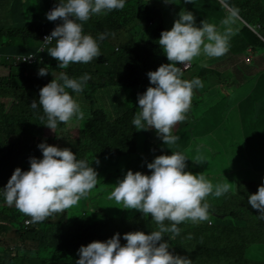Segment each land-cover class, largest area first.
I'll return each instance as SVG.
<instances>
[{
	"label": "trees",
	"instance_id": "16d2710c",
	"mask_svg": "<svg viewBox=\"0 0 264 264\" xmlns=\"http://www.w3.org/2000/svg\"><path fill=\"white\" fill-rule=\"evenodd\" d=\"M49 1L0 0V54L34 53L37 50L32 48V44L37 42L38 47V39L42 33L52 30L61 23L59 18L53 23L46 19L45 10L49 6ZM185 1L186 5L182 0L174 1V4L181 9L191 11L198 27L201 20L208 23L211 21L216 28L225 26L226 20L230 21L229 13L224 11L225 6L219 0ZM129 3H133L131 11L134 10V3L137 4L138 13L134 17L131 14L124 23L115 21V12L93 14L87 21L81 22L84 33L91 36L96 34L94 38L99 37L101 32L107 36L102 38L101 44L124 29L125 36L117 42L119 47L117 51L110 47L104 55H99L97 60L94 58L88 63H70L65 69L57 67L56 59L46 52L41 56L42 62L31 66L34 69L44 67L48 73L52 70L59 73L63 71L73 78L84 73L89 74L90 79L82 92L77 94L68 90L85 113L84 119L78 121L84 126L102 125L105 129L116 127V131L122 137L119 147L113 144L106 147L109 157L100 158L103 164L96 167L95 161L88 156L94 154V148L90 147L92 141L88 142L87 135L90 130L80 131V137L78 132L76 133L78 139L74 149L78 154L76 157L88 160L90 166L99 170L97 179L100 185L103 183L111 185L115 182L116 177L119 176L116 172L119 162H123L125 173L131 168L142 165L150 155H155L154 148L158 150L146 130H136L131 121L139 111V109L134 111L138 107L137 95L150 86L146 73L156 70L162 63H168L158 44L161 31L168 30L164 12L168 3L164 0H126L125 6ZM227 4L230 5L228 2ZM255 6L260 7V3L257 2ZM117 12L124 17L125 7ZM261 12L254 13L247 21L246 17L243 19L252 26L259 24L260 29L257 32L260 34L264 28ZM178 13L179 11L175 14L176 18ZM173 15L174 13H171L169 19H172ZM235 25L226 26L229 42L237 38L241 42V47L235 52L228 47L222 60L232 61L237 57L246 56L247 48H252L255 55L264 53V42L256 34L243 24ZM262 37L264 39V36ZM97 42L99 45V41ZM204 56L206 55L201 54L191 61L192 68L189 72H185H188L186 78L185 73L182 74V78L188 80L199 77L203 83V91L195 96L194 104L188 111L189 120L180 127L177 143L170 147L174 150L184 147L186 144L183 143L190 131L205 126L203 136L213 135L219 140V154H208L204 158L205 161L198 163L199 165L192 161L194 155L187 156L192 172L202 173L207 178L229 174L232 182L236 179V193L228 192L223 194L222 200L210 203L208 220L182 227L185 232L194 234L198 239L194 248L185 246L181 230L179 234L167 233L164 239H167L170 251L188 257L192 264H264V218L257 209L247 204L246 197V194L257 190L258 185L261 184V177L264 176V105H262L264 74L261 77L263 81L256 74L248 76L250 78L245 82L235 83L237 81L235 72L244 73L240 64L234 62L233 67L230 68L232 76L229 77L214 68H207L209 62L203 61ZM106 58L113 69L107 68ZM17 67H20L18 69L23 74L28 66ZM13 68L10 67L11 70ZM213 80L216 85L212 84ZM246 86L251 88L246 97L245 95L233 97L235 93L226 95L228 87L240 90ZM18 87L20 88V84ZM196 89L194 88L193 92ZM216 91L223 98L213 104ZM208 104L212 106L206 110L200 106ZM237 104L240 109L241 105L247 109L246 118L243 121L241 116L240 125L236 119V123H233L235 111L238 109ZM21 115L16 116V121H23L25 125L29 122L36 132H41L37 127H44L41 122H45V116ZM207 117L211 120L209 124H205ZM0 118L5 120L4 124H9L12 123L14 116L3 112ZM64 124L65 122H59L53 136L48 137L44 142L51 145H55V141L61 142L56 136V130H65ZM0 126L5 128L1 130L9 131L7 129L15 127L16 122L10 126L4 127L3 124ZM28 129H22L20 134H32L30 127ZM106 133L109 136L108 130ZM243 135L247 138L245 140L247 149L252 146L257 154L251 156L245 154L241 144ZM226 136L229 138L226 139ZM234 136L241 141L237 142V137ZM148 142L153 144L150 148ZM182 151L185 152V149L182 148ZM33 156L29 154L26 159L24 153L16 152L12 147L10 136L0 141V188L6 184L16 167H20L22 171L27 170L29 157ZM35 157L40 158L41 154ZM204 162H206L205 171L201 169ZM209 164L215 165L214 170L225 164L226 169L222 174H218L209 167ZM91 191L87 194H90L89 196L80 198L83 200L77 207L72 205L61 212H54L42 221L33 222L31 217L26 216L25 219L29 221L28 226H24V221H19L20 218L15 214L17 208L8 205L3 196H0V242L5 243L6 246L1 247L8 252V254L0 253V264H75V260L78 259L77 249L81 245L93 240L104 241L114 233L121 234L120 242L124 244L126 241L122 237L123 233L135 231L137 228H141L139 230L146 234L150 231L152 227L150 221H153L150 215L136 211L130 218L116 217L106 209L108 204H114L110 203L109 197L96 202ZM97 195L100 194L97 192ZM209 220H211L210 226L207 225ZM9 231H11L9 237L15 241L13 248L2 240ZM221 260L223 262H220Z\"/></svg>",
	"mask_w": 264,
	"mask_h": 264
},
{
	"label": "clouds",
	"instance_id": "9594fccd",
	"mask_svg": "<svg viewBox=\"0 0 264 264\" xmlns=\"http://www.w3.org/2000/svg\"><path fill=\"white\" fill-rule=\"evenodd\" d=\"M164 2L174 3L173 0ZM125 4L126 0H58L55 6L49 5L45 10L46 19L53 23L59 18L61 23L42 33L51 32L43 38L44 44L50 45L44 53L55 58L60 69L67 68L70 63L92 61L100 55L103 33L94 38L84 33L81 22L87 21L93 14L115 12L114 16L118 15L117 11L123 9ZM50 7L52 9L46 13ZM235 12L238 15L240 10ZM137 13L138 10H135L132 16ZM250 30L259 37L255 28ZM120 31L125 32L124 29L118 32ZM124 36L125 34L117 33L108 40L109 48L117 51V42ZM259 38L264 42L262 37ZM158 44L168 63H162L156 70L146 73L150 86L137 95L138 107L134 111H139L135 113L131 123L136 130L147 132L149 128L155 129L158 141L161 139V143L174 146L179 140L177 135L180 127L187 122L185 119L192 106L193 89L203 87L199 77L183 79L181 71L187 70L188 63L191 65V61L201 54L208 57L225 54L229 47V36L219 32L212 22L201 20L198 27L192 12L181 9L171 28L161 31ZM24 54L30 53L21 55ZM248 55L249 53L245 59L250 62ZM0 65L17 67L6 63ZM47 73V69L41 67L37 74L43 76ZM89 79L88 73L73 78L61 71L56 78L39 88L38 99L32 100L29 105L33 109L39 105L46 116L43 125L48 128L39 126L41 132H36L30 126L32 135L38 134L37 142L31 145L37 146L41 157L37 158V154L29 152L34 156L29 157L28 169L22 171L20 167H16L6 184L0 188V196H3L8 205H14L20 212L31 217L33 222L42 221L50 214L76 204L97 183V172L88 160L77 159L76 154L67 147L60 148L44 142L46 134H50V130L55 129L59 122L66 123L73 118L84 119L85 113L68 90L77 94L82 92ZM10 137L15 151L25 154V144L13 143V137ZM150 137L154 144L153 137ZM154 145L158 147V143ZM182 148L189 152L187 144ZM182 148L180 151L172 149L171 153L163 148L161 151L154 148L155 155H150L142 163L151 170L149 174L127 170L122 178L116 180L108 198L110 203H122V209H136L150 215L153 220L150 221V231L146 234L139 230L141 228H137L123 233L122 237L126 241L124 244L120 242L121 234L114 233L104 241L93 240L81 245L77 249L78 259L75 264H192L188 257L170 251L169 243L164 237L167 233L179 234L181 224L187 221L195 223L208 220L209 204L206 197L222 196L229 191L230 184H213L204 174L193 173ZM29 154H25L26 157ZM192 161L198 164L205 160L197 155ZM246 197L247 204L257 209L264 218V176L261 177L257 190L246 194ZM23 224L28 226L29 221L25 219ZM207 225H211V220Z\"/></svg>",
	"mask_w": 264,
	"mask_h": 264
},
{
	"label": "rangeland",
	"instance_id": "374dc122",
	"mask_svg": "<svg viewBox=\"0 0 264 264\" xmlns=\"http://www.w3.org/2000/svg\"><path fill=\"white\" fill-rule=\"evenodd\" d=\"M177 1L178 0H174ZM173 1V2H174ZM183 3L186 5V1L182 0ZM223 6H225L224 11L229 13V17H230V21H228V23H226L225 26L219 28V26L217 28L219 32L221 33H227L226 31V26L228 24H243V25H247L249 27V29H253L255 28V30H259L260 29V25L259 24H255L254 26H252L250 23L245 22L243 19H245L244 17H246V21L248 18H250L251 16H253L254 13H259L263 10V12H261L260 14L262 15V20L264 19V0H219ZM227 2L230 4L228 5ZM259 2L260 3V7H256L255 4ZM245 3L247 4L245 6ZM133 5V3H129L125 6V10L126 12H124V18H128L130 17V15L132 14L131 11V6ZM246 7V8H245ZM164 9H166V6L164 7ZM181 8L177 7V5H175L174 3H168L167 5V9L164 10L165 12V21H166V26L167 29H170L174 19H176L175 14L177 13V11H180ZM240 10L239 14H235V11ZM171 13H174L172 19H169V15ZM260 21V19H259ZM211 23V21H210ZM221 25V24H220ZM236 26V25H235ZM262 33L260 34L259 32V37L264 36V28L262 29ZM263 38V37H262ZM241 47V42L239 39L235 38L233 40H231L229 42V48L235 52L237 50H239ZM32 48L36 49L37 48V43H33L32 44ZM119 47H117L116 49L118 50ZM35 51V50H34ZM247 53H249V60L250 62H248V59H245L244 57H238L236 60L233 61H226V60H222L224 58H222L223 55L218 56V57H208V56H204V60L203 61H207L209 62V64L206 66L207 68L211 69L214 68L216 69L218 72L223 73L226 76L231 77L232 76V71L230 70V68L233 67L234 62L236 64H240V67L243 69L244 73L241 72H235L237 81L235 83H239V82H245L247 81L249 78L248 76H255L256 74L258 78H261L262 75L264 74V53L262 54H254V50L252 48H247ZM222 60V61H221ZM105 64L108 65V69H113V67L110 65L108 59L106 58V62ZM189 64V68L187 70H183L181 71L182 74H184L186 71L189 72V70L192 68V66ZM180 65V64H179ZM187 73L184 74V77L186 78ZM55 77H57L58 75H54ZM261 81H263V79L261 78ZM213 85H216V82L213 80L212 81ZM201 88L196 89L193 92V96H192V101L191 104L193 106L194 104V98L195 96L200 92L203 91ZM139 93H140V86L138 87ZM226 90H228L227 93H231L233 90L232 88H226ZM251 91V88H247V86L245 88L241 90H238L237 88H234V96L233 97H243L249 93ZM205 92L202 95V99L204 98ZM223 98V96L219 93V92H215L214 94V102L213 104L217 103L219 100H221ZM262 105H264V102H262ZM201 108L203 110H206L208 108H210L212 106V104H208V105H200ZM238 109L235 111V118L233 119V123H236V120L238 121V125H240V121H241V116H243V121L246 118V114H247V109L241 105V109L239 108V104H237ZM188 115L186 116L185 121L189 120L190 117V112L187 113ZM27 115V114H25ZM236 119V120H235ZM211 122L210 118L207 117L205 124H209ZM4 123L1 122L0 125H2ZM96 126V127H95ZM176 126V125H174ZM239 127V126H238ZM1 129H5L2 126H0V141L4 140L6 137L8 136H12L14 138L15 142H21L23 144H25L26 146H31L32 143L37 142L38 138L36 139V136H33L32 134H19L18 130L16 127H11L8 128L7 130L9 131H3ZM37 129H40L39 127H37ZM64 129L65 130H56V136L58 137V139H60V141L65 145H63L61 142L59 141H55L54 144L57 147L60 148H69L70 150H73V152L78 155L76 153V151L74 150L76 148V145L78 144L76 139V133L78 134V137H80V131H83L85 129H89L90 133L87 135L88 136V142L90 143V147H93V151L94 154H88V156L90 158H92L95 161V165L96 167L99 164H103L102 161L100 160V158L102 157H109V155L106 153V147L110 144L116 145L117 147L120 146V144L122 143V137L120 136V133L117 132V128L116 127H108L105 129V126H98V125H87L84 126L81 122L79 121H69L66 122L64 124ZM106 130H108V134L106 133ZM206 130L205 126H199L197 128H195L194 130L190 131L189 136L187 137V139L184 141L183 144H187L188 148L187 151L190 152V154H186L188 157L192 155H194L195 157L197 155H201L203 158H206L208 156V154H219L218 153V146L220 144L219 140L217 138H215L213 135H204V132ZM55 133V130H50V134H46L45 137V141L47 140L48 137H51L53 134ZM138 133H140L138 131ZM147 133L148 135L152 136L154 139V144L158 143V150L161 151V145L164 144L161 142H163L161 139L158 141V139L155 137L157 136L156 130L153 128H149L147 129ZM250 135L252 136V134L250 133ZM237 137V136H234ZM232 137V138H234ZM229 138V136H226V139ZM245 140H247L246 136L243 135L242 136V141L241 144L245 150V154H249V156H251L252 154H257L256 149L252 148V146L247 149V146L245 145ZM158 141V142H157ZM241 140L237 137V142H240ZM48 144V143H47ZM149 144V148L153 145L152 143L148 142ZM51 145V144H50ZM165 145V149L164 151H167L169 153H171V151H169V148ZM180 148H177V150ZM28 152L33 153L34 150H29ZM164 154H166L164 152ZM99 161V163L97 164L96 161ZM204 164H206V162L203 163V165L201 166V169L203 171H205V167ZM123 162H119L118 163V167L116 168V172L119 175L118 177H116V180L118 178H122L124 173V169H123ZM196 165H199L196 163ZM261 165V164H260ZM209 167L211 169H215V165L214 164H209ZM244 167V166H243ZM226 169L225 164H222L220 168L214 170L215 173L218 174H222L224 172V170ZM132 171H140L144 174H149V172L151 170H149L146 165H139V167H136L134 169L131 168ZM207 171H211V170H207ZM96 172H99V170H96ZM124 173V174H123ZM213 184L216 183H229L230 184V188L229 191L225 192L224 194H227L228 192H231L232 194L236 193V189H235V180H233V182L231 181V176L229 174H222L219 177L216 178H209ZM115 180V182H116ZM99 179H97V183L96 185L91 189L92 193L94 194V201L96 202H100L104 197H109L110 193L114 187L115 182H113L111 185L107 184V183H103L102 185H100L101 183H98ZM234 187V188H233ZM97 192L100 195H97ZM90 195V194H89ZM87 195V196H89ZM85 197V196H84ZM222 196L220 197H214L212 195H209L208 197H206V201L207 203L210 205V203L212 202H216L219 200H222ZM83 199L79 200L76 204H74L75 207L78 206V204L80 203V201H82ZM14 206V205H12ZM15 207V206H14ZM123 208V204L122 203H118V204H108V207L106 208L112 215H115L116 217H123V218H130L136 211V209H122ZM15 214L20 218L19 221H24L27 216L25 214H23L22 212H20L18 209H16ZM86 216V215H85ZM263 221V220H262ZM194 222H190L187 221L183 224H181L180 226V230L183 234V239H184V244L186 247H190V248H194L196 246V243L198 241V239L196 238V236L190 232H185L183 230V226L184 227H188L193 225ZM11 234V231H9L6 236H4L2 238V240L4 242H8V246L10 248H13V245L15 244V241H13L9 235ZM190 237V238H189ZM260 243V242H259ZM0 253L1 254H8L7 251H4L3 248L1 246H6L5 243H1L0 242ZM220 262H223L222 260Z\"/></svg>",
	"mask_w": 264,
	"mask_h": 264
},
{
	"label": "crops",
	"instance_id": "0c3cea01",
	"mask_svg": "<svg viewBox=\"0 0 264 264\" xmlns=\"http://www.w3.org/2000/svg\"><path fill=\"white\" fill-rule=\"evenodd\" d=\"M26 1V0H22ZM58 3V0H50L48 5L55 6ZM122 10V9H121ZM135 10H138L137 4L134 3V10H132V14L135 13ZM120 11V10H119ZM115 19L119 22H125L126 18L121 15H115ZM119 33L125 34L124 31H120ZM96 35V34H94ZM93 35V36H94ZM107 37L106 35L102 34V38ZM37 43V42H36ZM110 46L109 41L101 44L99 47L100 55H104ZM98 57L95 58L97 60ZM235 58L234 60H236ZM233 61V60H232ZM54 63V62H53ZM20 67H14L12 70L8 67L0 65V115L3 112H7L8 114H13L14 118L12 123L3 124L4 127L12 125L16 122V128L18 133L24 128L28 129L31 125L27 122L25 125L23 121H16V116L22 114L21 116L27 114L32 116H44L42 108L38 105L36 109L31 108L29 105L32 100L38 99V91L39 88L50 82L53 78H56L54 75H58V71H53L51 73H47L43 76L38 75V69H34L32 67L26 68L27 70L21 74ZM20 84V88L18 87ZM233 90V89H232ZM228 92V90H226ZM242 91V90H241ZM234 94V90L231 93H226V95ZM46 117V116H45ZM71 121H78V120H71ZM4 123L5 120L0 118V124ZM43 125L44 122H41ZM46 127L45 125H43ZM29 130V129H28ZM30 132V131H29ZM38 136V134H37ZM37 136L35 137L37 139ZM13 143L14 138L12 139ZM162 144V143H161ZM166 146L169 148V151H172L170 145ZM161 148L165 149V145L162 144ZM26 152L29 150H34L33 153L41 154L40 150L37 146H24L23 148ZM72 151V150H71ZM17 152V151H16ZM26 154V153H25Z\"/></svg>",
	"mask_w": 264,
	"mask_h": 264
},
{
	"label": "built area",
	"instance_id": "2783aa9c",
	"mask_svg": "<svg viewBox=\"0 0 264 264\" xmlns=\"http://www.w3.org/2000/svg\"><path fill=\"white\" fill-rule=\"evenodd\" d=\"M52 8H48L46 13L49 12ZM51 32H47L41 35L40 37V44L37 48V51L35 53H30V54H24V55H0V64L6 63L9 66H18L21 64L27 65V66H31V65H35L39 62L42 61V55L43 53L46 51V49L50 46V45H46L43 42V38L46 35H50ZM44 47V49H41V47ZM27 58V59H26ZM184 68H187V65H184Z\"/></svg>",
	"mask_w": 264,
	"mask_h": 264
}]
</instances>
